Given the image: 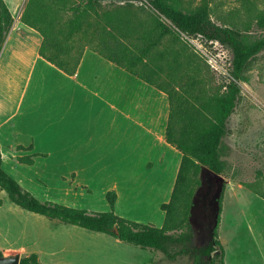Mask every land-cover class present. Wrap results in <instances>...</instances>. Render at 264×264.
<instances>
[{
  "label": "trees",
  "instance_id": "16d2710c",
  "mask_svg": "<svg viewBox=\"0 0 264 264\" xmlns=\"http://www.w3.org/2000/svg\"><path fill=\"white\" fill-rule=\"evenodd\" d=\"M127 6L138 2L144 18L117 7H102L98 0H26L20 20L37 30L42 41L39 55L66 73H73L85 46L124 68L144 82L167 94L169 112L165 139L182 153L174 186L167 202L160 205L164 211L161 226L141 223L119 216L114 211L116 192L108 190L106 211H90L42 200L23 188L2 166L0 152V190H4L13 204L58 219L64 223L109 234L123 242L142 249L160 251L172 260L178 256H191V264H226L218 237L219 212L222 192L213 194V203L219 205L217 224L210 229V240L199 246L192 244L193 232L190 214L197 190L202 184L201 172L206 171L205 183L209 190L218 187L208 170L222 173L225 156L224 136L227 120L233 112L239 95L237 80L241 78L249 61L264 50V36L247 42L236 24L223 26L211 19L212 0H200L188 6L185 0H120ZM246 7L253 6L254 18L264 27V11L254 7L255 0H243ZM71 10L73 15L62 20L59 12ZM13 17L0 0V50L10 30ZM246 23V28L248 26ZM91 33L94 44L76 46L75 42ZM180 34L204 42H217L232 52L230 78L208 92L209 77L204 78L198 67L185 65L175 56L173 65L160 62L168 57V44L178 41ZM162 47L163 49H158ZM18 149H31L29 145ZM38 153L16 156L20 163L33 164ZM264 198V189L259 191ZM206 198H203V202ZM1 204V201H0ZM117 229V232L114 229ZM2 253L0 252V256ZM19 264H45L36 252L20 258Z\"/></svg>",
  "mask_w": 264,
  "mask_h": 264
},
{
  "label": "crops",
  "instance_id": "0c3cea01",
  "mask_svg": "<svg viewBox=\"0 0 264 264\" xmlns=\"http://www.w3.org/2000/svg\"><path fill=\"white\" fill-rule=\"evenodd\" d=\"M3 1L13 17L0 50L3 168L8 160L24 169L16 156L38 153L33 164H20L37 166L44 178H70L56 181L59 190H114L116 214L161 226L160 205L170 198L182 158L165 139L167 94L90 46L76 70L64 72L39 55L41 34L20 20L26 0Z\"/></svg>",
  "mask_w": 264,
  "mask_h": 264
},
{
  "label": "rangeland",
  "instance_id": "374dc122",
  "mask_svg": "<svg viewBox=\"0 0 264 264\" xmlns=\"http://www.w3.org/2000/svg\"><path fill=\"white\" fill-rule=\"evenodd\" d=\"M98 1L102 7H117L125 13L145 17L138 2L127 6L120 0ZM199 1L185 0V3L195 6ZM243 3V0H212L211 19L218 25L236 24L243 32V39L251 42L264 36V27L257 25L256 11L250 12L253 6L246 7ZM254 7L264 11V0H255ZM59 14L62 20L73 15L68 9ZM96 41V37L88 32L75 45L80 47ZM168 48L171 52L161 64L169 62L173 65L172 57L178 52L176 57L185 65L186 72H190V67H198L204 78L209 77L208 92L220 86L223 90L222 84L230 78L232 52L229 47L180 34L178 41L169 43ZM237 83L240 88L238 100L227 120L228 130L224 136V169L220 173L224 181L217 231L226 264H264V198L259 194L264 189V50L249 61ZM11 163L14 164L6 160L5 170L15 173L20 185H27V190L40 199L90 211L108 210L105 194L98 188L59 190L62 188L57 187L56 181L69 182L70 178H44L37 166L19 163L18 166L24 169H15ZM25 173L29 183L22 178ZM201 178L202 184L189 217L194 246L207 239L215 212L212 196L219 191V185L209 190L205 169ZM39 179L48 180L50 185L43 186ZM0 201L2 255L37 252L41 262L50 264H191L190 255L170 260L160 251L142 249L106 233L30 212L12 204L4 190H0Z\"/></svg>",
  "mask_w": 264,
  "mask_h": 264
},
{
  "label": "water",
  "instance_id": "95a60500",
  "mask_svg": "<svg viewBox=\"0 0 264 264\" xmlns=\"http://www.w3.org/2000/svg\"><path fill=\"white\" fill-rule=\"evenodd\" d=\"M208 174L211 176L212 180L219 185V192L221 191V184L224 181V178L221 174H217L213 171L208 170ZM219 212V205L216 203L215 206V212H214V219H213V225L211 228H213L217 224V217ZM115 232H117V229H114ZM22 255L18 252L16 253H10L6 255L0 256V264H19L20 258Z\"/></svg>",
  "mask_w": 264,
  "mask_h": 264
},
{
  "label": "flooded vegetation",
  "instance_id": "af4514ba",
  "mask_svg": "<svg viewBox=\"0 0 264 264\" xmlns=\"http://www.w3.org/2000/svg\"><path fill=\"white\" fill-rule=\"evenodd\" d=\"M209 232H210V230H209ZM208 232V234H207V239H206V241L204 242L205 244H207L208 243V241L210 240V233ZM193 237H194V234H193Z\"/></svg>",
  "mask_w": 264,
  "mask_h": 264
}]
</instances>
